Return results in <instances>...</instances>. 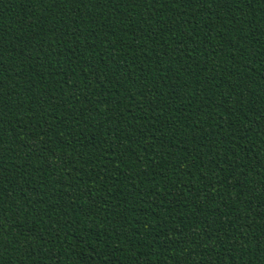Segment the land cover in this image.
Masks as SVG:
<instances>
[{
    "label": "trees",
    "instance_id": "trees-1",
    "mask_svg": "<svg viewBox=\"0 0 264 264\" xmlns=\"http://www.w3.org/2000/svg\"><path fill=\"white\" fill-rule=\"evenodd\" d=\"M0 264H264V0H0Z\"/></svg>",
    "mask_w": 264,
    "mask_h": 264
}]
</instances>
